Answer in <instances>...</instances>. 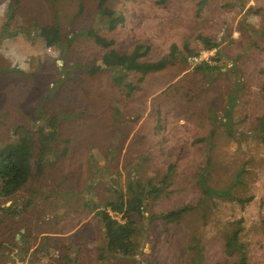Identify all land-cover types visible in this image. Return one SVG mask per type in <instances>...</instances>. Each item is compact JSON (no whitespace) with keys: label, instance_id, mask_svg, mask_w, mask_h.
<instances>
[{"label":"rangeland","instance_id":"1","mask_svg":"<svg viewBox=\"0 0 264 264\" xmlns=\"http://www.w3.org/2000/svg\"><path fill=\"white\" fill-rule=\"evenodd\" d=\"M97 2L0 0V144L15 127L41 124L37 115L56 117L64 139L41 174L12 196L0 192V264H68L63 254L71 264H191L199 253V264H233L224 245L237 228L248 264H264V142L255 132L264 122V0H107L123 17L113 30ZM45 25L60 27L59 46L36 35ZM200 35L219 46L205 48ZM107 39L119 53L148 45L142 60L165 67L129 72L117 86L101 61ZM200 61L216 68L197 71ZM232 92L229 136L221 121ZM208 163L212 188L251 199H203L197 181ZM163 177L161 195L136 218L135 252L99 260L93 205ZM24 204L17 216L1 209ZM184 205L194 208L170 222L151 218Z\"/></svg>","mask_w":264,"mask_h":264},{"label":"trees","instance_id":"2","mask_svg":"<svg viewBox=\"0 0 264 264\" xmlns=\"http://www.w3.org/2000/svg\"><path fill=\"white\" fill-rule=\"evenodd\" d=\"M107 0H98L97 7L100 14L107 17L105 26L109 30H113L117 24L121 23L123 17L115 15L116 12L106 6ZM131 1V0H128ZM8 23H4L2 32L8 28ZM14 34V33H13ZM11 35V34H10ZM36 35L41 38L47 47L59 46L62 42L61 30L58 25L41 26ZM4 36V35H1ZM74 37L69 35L68 41H72ZM198 39L205 48L216 49L219 44L205 36H198ZM112 40L107 39L105 46L110 47ZM149 46L137 44L130 53H119L115 49L109 48L102 56V64L112 72V81L117 86L124 83V78L129 72H137L141 75H146L151 72L160 71L165 67L166 60L160 59L157 61L142 60L147 55ZM214 60H218L219 52L216 51ZM104 67L95 66L89 71L95 72L104 69ZM216 66H211L206 61H200L195 68L202 72L215 69ZM264 92V87H263ZM237 95L234 92L229 96L227 103L223 109L222 124L226 129L227 135L234 134L232 127V110L236 102ZM214 112V111H213ZM41 124H34L33 130L26 126H18L14 128V138L0 144V192L3 196L8 197L17 193L35 174H41L43 161L51 154H57L63 151L55 152L57 141L64 140L60 137L59 123L56 117L43 119L36 116ZM264 118V116H263ZM262 126V127H261ZM36 127V129H35ZM21 129V130H20ZM16 130V131H15ZM36 132L37 139H34L33 133ZM257 136L264 142V122L255 131ZM66 151V150H65ZM199 175L197 181L203 199H212L214 197L221 199L236 200L239 202L249 201L251 197L245 199L235 198L232 195L231 186L223 189L212 188L207 183L208 168ZM35 166V170H34ZM241 175L238 176V178ZM166 178L163 177L157 182L151 180L148 184L129 182L127 189H114L115 198L104 204H94L95 215L103 229L104 245L100 248L98 255L99 260L108 259L107 254L120 255L122 257H130L138 247V225L139 219L145 218L150 202L149 198L156 200L164 190ZM149 199V200H148ZM24 205H10L1 208L5 214L17 216L23 213L26 209ZM193 205H184L176 211L161 212L152 215L153 219H162L170 222L174 218H180L182 214L191 210ZM121 215V220L115 218L114 214ZM150 219V217H148ZM44 249V247H40ZM224 251L233 257V264H248V253L246 245L239 240V229L234 230L226 239ZM200 253L197 259H192L191 264H199ZM70 255L59 256L61 261L68 264L73 263Z\"/></svg>","mask_w":264,"mask_h":264},{"label":"crops","instance_id":"3","mask_svg":"<svg viewBox=\"0 0 264 264\" xmlns=\"http://www.w3.org/2000/svg\"><path fill=\"white\" fill-rule=\"evenodd\" d=\"M20 264V263H19Z\"/></svg>","mask_w":264,"mask_h":264}]
</instances>
